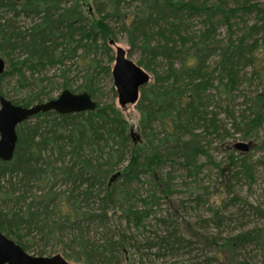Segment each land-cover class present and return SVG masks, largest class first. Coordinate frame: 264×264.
<instances>
[{"label":"trees","instance_id":"1","mask_svg":"<svg viewBox=\"0 0 264 264\" xmlns=\"http://www.w3.org/2000/svg\"><path fill=\"white\" fill-rule=\"evenodd\" d=\"M248 1L93 0L92 7L83 3L84 10L78 0L72 4L67 0H0V54L12 63L0 84L17 74L23 85V69L40 71L64 65L68 55V59L77 57L84 79L79 89L70 90L89 92L95 99L98 64L91 58L102 52L113 61L109 41L117 42L116 30L129 35L132 50L135 43H142L144 54L138 64L155 76L141 89L136 105L143 138L134 137L115 104L99 103L97 110L88 114H39L19 126L13 160L0 161V183L6 180V186H0V231L26 252L38 256L61 253L78 264L173 263L167 258L196 264L180 259L192 255L193 248L207 252L204 264H264V227L225 238L206 233L200 237L192 231L186 234L182 227L185 237L183 233L179 237L176 226H183L178 216L181 218L185 204L181 201L174 206L171 180L175 176L158 170L163 163L180 164L187 178H196L205 166L200 159L211 161L202 137L208 132L213 135L218 124L208 93L212 89L229 93L238 70L261 58L262 51L256 40L250 42V35L264 34L262 26L255 25L246 28L240 39L218 41L213 20L220 16L229 23L228 12L236 14L238 9H230V4ZM19 17L35 21L26 30L18 25ZM196 17L202 19L204 30H193ZM242 25L246 27L245 22ZM152 42L156 46L152 47ZM13 55L18 56L14 62ZM160 59L162 70L155 71ZM216 70L229 78V85L218 89L212 84L211 73ZM65 81L62 89L69 87ZM41 85L36 83L39 88ZM42 93L40 88L35 97L12 102L30 106L44 101ZM1 94L6 96L0 85ZM253 116L264 117V102L254 106ZM244 125L251 130L258 127L254 118ZM129 144L133 146L130 159ZM142 177H148L152 190L137 200L139 208L130 204L129 185ZM119 179L127 186L118 185ZM57 185L66 189L58 191ZM163 202L176 220L161 214ZM92 203L97 207L91 208ZM213 212L214 218L219 216L218 210ZM115 217L120 221L115 222ZM153 221L156 231L149 230ZM124 222L139 233L135 230L137 234L129 236ZM192 225L195 232L203 229ZM250 245L259 247L257 262L244 259L242 253L248 252Z\"/></svg>","mask_w":264,"mask_h":264},{"label":"rangeland","instance_id":"2","mask_svg":"<svg viewBox=\"0 0 264 264\" xmlns=\"http://www.w3.org/2000/svg\"><path fill=\"white\" fill-rule=\"evenodd\" d=\"M70 1L72 0H68V2ZM258 1L263 2L262 0ZM261 6L260 9L262 8ZM130 10H133V8ZM237 16H240V20L242 21L241 24H243V22L246 23V27L240 25L241 29H243V27L246 29L247 26L249 28L257 23L264 26L263 12H257L254 10L252 12L248 11L240 13ZM31 24V19L21 17L20 26L22 28L30 27ZM111 24L116 29L119 28V24ZM195 27L196 28H193V30H200V26H198V24H195ZM116 31L118 38L117 45L122 47L124 50L131 52L130 58L134 62H139L141 53L132 50L126 34H123L120 30ZM226 33L227 30L225 28H221L219 31L221 37L225 36ZM261 35L263 34L257 35L256 38ZM112 50L113 52L111 55L114 57L113 61H110L109 56L101 52L94 53V56L91 58L98 64V68L96 70L97 79L93 82V86L96 89V100L104 105L115 104L116 107L121 110L125 119L129 123V126L132 129L131 132L134 133V137L138 136L143 138L139 129L140 114L136 106L128 105L125 108H121L118 102V96L115 94L116 89L113 82L112 70L115 64L116 46H114ZM77 54H80V52ZM0 57H2L1 54ZM67 57L68 55L64 60V65L61 64L54 67H46L42 71H36L37 73L35 75H33L34 73L31 71L23 69V74L25 76V80L22 82L23 85L20 84L21 79L17 74L4 78L0 84L2 86V90L9 100L15 102H22L31 97H35L39 94L40 88H43L42 94L44 96V101H46L49 97L57 98L63 91L61 83L65 80V82L68 83L69 89L75 91L82 83L83 71L76 65L78 62L77 57L70 59ZM13 59L16 61L18 56L13 55L11 60L13 61ZM6 62V70H11L12 63L7 60ZM157 62V68L154 67L155 71H161V65L163 62L161 59ZM256 67L259 72L262 73L260 77L264 81V61L256 65ZM108 68L110 70L106 71ZM63 70L66 71L65 75L62 73ZM254 70L255 66H251L244 71L245 74H247V76H243L245 80L236 88H233L235 90L229 93L228 96L222 98L225 101L218 97L220 102H222L221 105H217L216 102H214V106L212 108L219 113L218 117L221 121L220 126L223 127L224 132L223 138L217 142H213V138L211 139L208 133H206V137H202V142L205 146H208L211 156V161H209L206 157H202L200 159L201 163L206 166L203 171L196 178H187L186 170L184 168H180L178 166L173 168L169 163L162 165L161 170H159L161 174H167V172L171 169L174 170L175 180L171 181L172 189L175 194L171 200L174 202L173 204L175 207H178L181 201H184V204L187 202L186 205L188 207V212L184 214V211L182 210L183 214L181 215V218L178 216V219L181 222L183 220L182 227H184L186 234L191 233L190 231H192V233H199L200 237L209 235L212 237L225 238L249 231L260 225L264 227V220L253 217L252 211H250L249 207H246V204L251 203L261 206L264 209V121H262L261 126H258V129H253V131L249 133L246 138H244L241 133L234 132L230 123V121L235 117L237 119H241L243 117L244 123L246 121L249 122V120L253 118V109L248 111V108L253 106L251 105L252 103L249 102H251L257 92L264 89L262 82L257 80L260 79L259 76L256 77L254 82H249V77L252 76V72ZM149 74L151 82L154 81V74ZM37 82H42L40 88L36 86ZM249 85L251 86L249 87ZM113 91H115V93ZM214 93L216 92L214 91ZM226 107H229L230 110H226ZM243 127L245 128L247 126L244 125ZM240 144L248 147V151L246 152L244 150H240V148L238 149L236 146ZM241 158L245 159L250 165L251 169L248 177L252 176L251 178H248L245 174H240L238 176L235 175V172H239L241 169L239 167L242 164ZM236 168H238V170ZM123 184H125V182L122 179H119L118 185H121L122 188L127 186H123ZM0 186H6V180L1 181ZM151 187L152 184L148 177H142V180L132 182L129 185V189L133 195L130 204L140 208L141 203L137 200H139L140 197L145 198L148 191L152 190L150 189ZM57 188L58 191L66 189L65 186L60 185H57ZM1 206L2 203L0 202V207ZM90 206L91 208L97 207L93 203L90 204ZM165 207L166 206L163 205L162 210H164ZM214 210H218V212H220L218 217L214 218ZM176 213H179V209L176 210ZM117 219V217L113 218L115 222ZM118 221H120V219H118ZM192 224H196V226H203V229L201 228L199 232H195L196 230H192V228L194 229ZM219 225L220 227H218ZM124 227L126 228L129 236H134V233L137 234L135 231L137 229H129L125 222ZM152 229H156L153 222L150 224L149 230ZM137 231L139 233V230ZM99 236L100 235H98V237ZM47 250H49L48 252H51L52 246L49 245ZM248 250L251 252L250 256H254L253 261L257 262L261 256L259 254L257 255V251H253L251 248ZM28 254L38 256L33 251H29ZM202 254H204V257L208 256L205 251L198 255ZM242 254L243 256L245 255L244 252ZM53 255L56 254L48 253L45 256L50 257ZM129 256L131 257V254H129ZM180 259L185 261L192 260L193 263L196 264H204L203 258L196 259L194 255H187ZM194 260L196 262H194ZM69 262L70 264H78L72 261ZM159 264H161V262H159Z\"/></svg>","mask_w":264,"mask_h":264},{"label":"water","instance_id":"3","mask_svg":"<svg viewBox=\"0 0 264 264\" xmlns=\"http://www.w3.org/2000/svg\"><path fill=\"white\" fill-rule=\"evenodd\" d=\"M111 44L113 47L116 46L112 76L119 105L121 108L136 105L140 99L141 89L151 79L150 75L129 58L126 50L114 41H111ZM5 71L6 63L0 57V77ZM95 108L96 103L90 94H74L70 90L63 91L55 100L37 104L30 108L16 105L6 97L0 96V161L11 162L13 160L18 141L17 128L32 115L50 110H56L62 114H71L94 110ZM236 147L248 151V147L245 145H237ZM0 264H70V262L61 254L50 257L32 256L0 231Z\"/></svg>","mask_w":264,"mask_h":264},{"label":"bare ground","instance_id":"4","mask_svg":"<svg viewBox=\"0 0 264 264\" xmlns=\"http://www.w3.org/2000/svg\"><path fill=\"white\" fill-rule=\"evenodd\" d=\"M17 1V0H16ZM76 0H72V1H70V2H68V0H67V2L69 3V4H72V3H74ZM81 4H82V6H83V8H84V10H86L87 8L86 7H84V5H83V3L86 1L88 4H89V6H94L93 5V0H78ZM263 2H260V1H258V0H249L248 2H246L245 3V5L244 4H241V3H237V4H234V3H231L230 4V6H233V7H230V9H233V10H235V8H238L236 11V14H232V13H229L228 12V16H229V23H226L225 21H221L220 20V16H215L214 17V20L213 21H215V32H216V34H215V37H216V39L218 40V41H220V40H222V39H224V38H227V37H229V38H232L233 40H237V39H240V38H242V36L243 35H245V28L243 27V29H241L240 28V25H242L241 24V20H240V16H237L238 14H240V13H244V12H247L246 10H252V11H257V12H263L264 13V0H262ZM254 3V4H253ZM256 3H259V4H256ZM1 5H4V3H1ZM262 7L261 9H260V6ZM246 6V7H245ZM244 7H245V11L243 12V9H244ZM258 14H260V13H258ZM243 15V14H242ZM4 17L3 18H6L7 19V17L5 16V15H3ZM8 17H10V14H8ZM25 18H27V17H25ZM197 19H195L193 22H194V28H196L195 27V24H198V26H200V30H204V28H206V26L202 23V19L201 18H198V17H196ZM20 19H21V17H19V22H20ZM28 19H31V18H28ZM32 20V24H31V26L30 27H27V28H24V29H26V30H28V29H30L31 27H32V25H33V23H34V21H35V19H31ZM239 21H240V23H239ZM18 22V21H17ZM18 22V25H20V23ZM255 25H258V26H262V25H260L259 23H257V24H255ZM255 25H253V26H255ZM253 26H250L249 28H248V26H247V28L248 29H251ZM21 27V26H20ZM22 28V27H21ZM221 28H225L226 30H227V33H226V35L225 36H223V37H221L220 35L221 34H219V31H220V29ZM264 28V26H262V29ZM196 31H198V30H196ZM126 34V33H125ZM253 34H254V32H253ZM253 34H251L250 35V38H249V40L251 39V41L250 42H253L254 40H256L257 41V47L262 51V53L261 54H259V56H261V58L258 60V61H256V64H254L253 62H251V64L250 65H247V66H245L242 70L240 69V70H238L239 71V73H236L235 74V78H234V80L232 81V83H234L235 85L233 86V88H236L241 82H243L244 80H245V78L243 77V76H247V74H245V70L247 69V68H249V67H253V66H255V70L252 72V76L251 77H249L250 78V80H249V82H254V80L256 79V77L257 76H259V78L260 79H257V80H260L261 82H262V85H263V87H264V81H263V79H261V75H262V73L261 72H259V70L257 69V67H256V65H258V64H260L262 61H264L263 60V58H264V34L263 35H261V36H259L258 38H256V37H254V35ZM126 36L128 37V40H129V43H130V37H129V35L128 34H126ZM111 41H114L115 43H117L115 40H110L109 41V46L111 47V50L113 49V45L111 44ZM131 46V45H130ZM146 46V45H145ZM152 47H154V46H156L155 45V43H153L152 42V45H151ZM146 48H148L149 49V47H147L146 46ZM134 51H137V52H140L141 54H144V49H143V45H142V43L140 42V41H138L137 43H135L134 44ZM127 52V54H128V56H129V58H130V53L131 52H128V51H126ZM102 53V52H101ZM112 53V52H111ZM146 55V54H145ZM141 57H142V55H141ZM2 59H4L3 57H1ZM131 59V58H130ZM141 59V58H140ZM14 60V59H13ZM132 60V59H131ZM4 61H5V63H6V60L4 59ZM133 61V60H132ZM134 62V61H133ZM136 63V62H135ZM78 63H76V65H77ZM137 64H138V62H137ZM139 65V64H138ZM6 66H7V63H6ZM140 66V65H139ZM51 67H54V66H51ZM140 67H142V66H140ZM143 68V67H142ZM144 69V68H143ZM145 70V69H144ZM29 71H31L32 73H34L33 75H35L37 72L35 71V70H29ZM42 71V70H41ZM63 71H65V70H63ZM65 73H66V71H65ZM211 75H212V80H213V85L214 86H216V87H218V89H219V87H221V86H224V85H222V84H226V85H229L230 84V81H229V78L228 77H224L223 75H221V73L219 72V70H216L215 72H213V73H211ZM237 75H238V78H237ZM113 77V76H112ZM96 79H97V77H95ZM34 79V78H33ZM96 79H95V81H96ZM83 78H82V82H83ZM94 81V82H95ZM151 81V80H150ZM149 81V82H150ZM69 82V81H68ZM113 82H114V80H113ZM64 83V82H63ZM63 83H61V84H63ZM245 84H246V81H245ZM80 86L81 85H79L78 87H77V89H79L80 88ZM251 85H249V87H250ZM232 88V87H231ZM231 89L230 91H229V93H231L232 91H234L235 89ZM65 90H70L69 89V87H67V88H64L63 89V91H65ZM62 91V92H63ZM214 91L216 92V93H214ZM61 92V93H62ZM72 92V91H71ZM83 93H88V94H90L89 92H83ZM221 93V90H216V89H212V90H210L209 91V93H208V97H209V99L211 100V101H213V104H212V106H211V109H213L214 110V108H212L213 106H214V102H216V104L217 105H221V103L222 102H220V100H219V98L218 97H220V99L221 100H223L222 98H225L226 96H228L229 95V93L227 94V93H223V94H220ZM74 94H82V93H74ZM264 95V89L262 90V91H260V92H257L256 93V95H255V97L251 100V102H249V103H252L251 105H253V106H250L249 108H248V111L249 110H251V109H253L254 110V106L256 105V104H258L259 102H264L263 100H261V96H263ZM0 96H4V95H0ZM91 96V95H90ZM4 97H6V96H4ZM59 97V96H58ZM8 99V98H7ZM56 98H52V99H47L46 101H43V102H39V103H34V104H32V105H30V106H24V107H27V108H30V107H33V106H35V105H37V104H43V103H47V102H49V101H52V100H55ZM93 99V101L96 103V108L94 109V110H88V111H80V112H77V113H71V114H62V113H59L58 111H56V110H50V111H48V112H40V113H37V114H35V115H32L31 117H29V119L27 120V121H25V122H23L21 125H23L24 123H26V122H29V121H31V120H34L39 114H46V113H50V112H55V113H57V114H59V115H76V114H88V113H91V112H95L96 110H97V108H98V105H99V101H97L96 100V98L94 99V98H92ZM223 101H225V100H223ZM227 101V100H226ZM102 104V103H101ZM104 105V104H103ZM220 107V106H219ZM226 110H230V108L229 107H226ZM215 111V110H214ZM215 114H217V118H216V121H217V124H218V129L213 133V135H212V133H209L208 132V134H209V136L211 137V139L213 138V142H217V141H220L222 138H223V132H224V129H223V127L222 126H220V123H221V121L219 120V117H218V115H219V113L218 112H216L215 111ZM241 118V117H240ZM253 118H254V121H256V125H262L261 123H262V121H264V117H254L253 116ZM252 118V119H253ZM237 120V121H236ZM230 123H231V126L233 127V129L232 130H234V132H237V133H241L242 134V136L244 137V138H246V136L249 134V133H251L253 130H251V129H249V128H247V127H243L244 126V121H243V117L241 118V119H237L236 117L233 119V120H231L230 121ZM20 125V126H21ZM259 127H257L256 126V128L255 129H258ZM18 129V128H17ZM254 129V130H255ZM245 132H248V134L246 133L245 134ZM240 145H243V144H240ZM129 149H130V152L128 153V155H127V158L128 159H130L131 158V155H132V153H131V150L133 149V146L131 145V144H129ZM209 150V149H208ZM247 152V151H246ZM241 162H242V164L239 166L241 169H240V171L239 172H235V175L236 176H238V175H240V174H242V175H246L247 177L250 175V169H251V167H250V165L246 162V160L245 159H243V158H241ZM169 163V162H168ZM168 163H163L162 165H164V164H168ZM170 164V163H169ZM203 164V163H202ZM162 165H160V167L158 168V170H161V166ZM171 165V167H176V166H178V167H182L180 164H175V165H172V164H170ZM236 166V165H235ZM252 166V165H251ZM206 166H203V168L200 170V172H199V174L203 171V169L205 168ZM182 168H184V167H182ZM252 168H253V166H252ZM185 169V168H184ZM237 170H238V168H236ZM186 170V169H185ZM169 173H171V175L174 177L175 176V174H174V170L173 169H171L170 171H168L167 172V174H169ZM187 173V172H186ZM198 174V175H199ZM197 175V176H198ZM196 176V177H197ZM252 176H250V177H248V178H251ZM175 180V179H174ZM171 185H172V181H171ZM205 194V193H204ZM164 203V204H163ZM162 203V206L163 205H165L166 207H165V209L164 210H162V207H161V210H162V213L161 214H163V216H166V215H168L169 217L171 216L173 219H175L176 220V218L177 217H175V215L174 214H172L171 212H168V210H167V205L165 204V202H163ZM243 203H245V202H243ZM249 203V202H248ZM187 202H185V205H184V209H183V211H184V214L185 213H187L188 212V207H187ZM246 207H249V209H250V211H252V213H253V217H255V218H259V219H263L264 220V217H260V216H258V215H260V213H263L264 214V209L261 207V206H257V205H255V204H251V203H249V204H246ZM254 210L256 211L257 210V213L258 214H256V212H254ZM164 212V213H163ZM183 213H182V210H181V215H182ZM219 215H220V212H219ZM159 217V216H158ZM179 220V219H178ZM152 223V222H151ZM153 223H154V226H155V230L154 229H152V230H154V231H156L157 230V226H156V222L155 221H153ZM181 223H179V225H178V227L176 226V234L179 236V237H181L182 238V230H181V228H182V226L180 225ZM258 227H260V228H262V225H260V226H257V227H255V228H258ZM152 228V227H151ZM255 228H252V229H255ZM149 229H150V225H149ZM251 229V230H252ZM4 234V233H3ZM183 235H184V237H185V234L183 233ZM220 246V245H219ZM258 246V245H257ZM253 247V248H252ZM186 247L184 246L183 247V250L185 249ZM250 248L253 250V251H258L259 250V247H256V246H254V245H250ZM182 251V249L179 251V253ZM204 252V250L203 249H199V248H193V251H192V255H194L195 256V258L197 259V258H203V262H206V256L204 257V254H202V255H198V254H200V253H203ZM196 253V254H195ZM251 252L248 250V252H246L245 253V255H244V259L246 260V261H249V262H251V261H253V257L254 256H250L251 254H250ZM214 254L213 253H211L210 254V256H213ZM199 256V257H198ZM202 256V257H201ZM181 258H184V257H181ZM195 259V260H196ZM167 260H168V262H173V263H171V264H181V263H179V262H177V261H179V260H177V259H173V258H167ZM194 260V262H196ZM160 262V261H159ZM158 262V263H159ZM210 264H212V263H210Z\"/></svg>","mask_w":264,"mask_h":264}]
</instances>
